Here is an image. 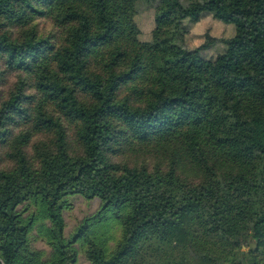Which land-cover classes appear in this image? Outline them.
I'll use <instances>...</instances> for the list:
<instances>
[{"label":"trees","instance_id":"16d2710c","mask_svg":"<svg viewBox=\"0 0 264 264\" xmlns=\"http://www.w3.org/2000/svg\"><path fill=\"white\" fill-rule=\"evenodd\" d=\"M0 86V264H264V0H0Z\"/></svg>","mask_w":264,"mask_h":264},{"label":"rangeland","instance_id":"374dc122","mask_svg":"<svg viewBox=\"0 0 264 264\" xmlns=\"http://www.w3.org/2000/svg\"><path fill=\"white\" fill-rule=\"evenodd\" d=\"M147 12H143L140 16V24L142 26V29L145 31L149 28V16L145 15ZM204 31L212 33L215 36H227L230 33V28L228 25L221 24L220 22L215 21L212 17H206L204 18L199 24H197L192 29V34L189 36V43L193 45L194 43H198L200 37L199 34L203 33ZM11 78V77H8ZM2 86H0L1 88ZM99 206L98 200H85L79 196H75L71 199L70 209L66 213V220L71 223V225L67 228V231L71 230L72 224L75 222V219L82 218L83 216L90 214L91 212L95 211ZM118 232H115V236L117 237ZM38 242V241H37ZM36 242V243H37ZM37 246L40 248L46 249V255H47V249L49 247L47 245H42L37 243ZM79 248V256L77 259L76 264H88L84 255V250L81 246L78 245Z\"/></svg>","mask_w":264,"mask_h":264},{"label":"water","instance_id":"95a60500","mask_svg":"<svg viewBox=\"0 0 264 264\" xmlns=\"http://www.w3.org/2000/svg\"><path fill=\"white\" fill-rule=\"evenodd\" d=\"M249 246H250L251 248H255V247H256V243H255V241L252 240V239H250V241H249Z\"/></svg>","mask_w":264,"mask_h":264}]
</instances>
